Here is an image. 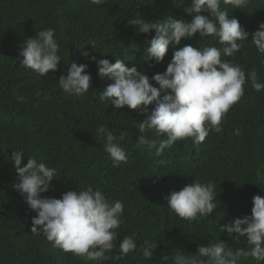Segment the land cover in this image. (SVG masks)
Listing matches in <instances>:
<instances>
[{
  "label": "trees",
  "instance_id": "trees-1",
  "mask_svg": "<svg viewBox=\"0 0 264 264\" xmlns=\"http://www.w3.org/2000/svg\"><path fill=\"white\" fill-rule=\"evenodd\" d=\"M190 6L191 0H103L100 5L91 0H0V264H97L31 233L36 213L13 187L17 175L8 157L15 150L24 152V164L35 157L55 168L57 179L42 197L61 198L69 190L92 187L109 202L123 203L117 239L107 253L111 258L99 264H173L178 250L195 255L198 246L218 241L234 250L250 249L247 237L237 241L235 235L222 233L221 226L251 215L253 197L264 196V90L256 91L250 82L255 71L264 83V54L251 43L252 33L264 23V0H249L241 9L221 3V9L249 33L239 52L224 57L244 70L246 83L244 95L222 121L223 132H210L200 144L192 138L178 140L161 156L137 141L138 122L145 118L139 111L116 110L99 100V92L111 81L101 78L97 63L79 56L75 48L86 46L96 61L124 60L126 67L135 66L151 78L166 71L173 52L185 45L222 47L214 38L201 40L197 34L179 45L170 44L162 63L145 62L155 33L140 34L128 21L172 16L190 22L184 11ZM46 29L55 30L61 63L56 72L41 77L21 63L19 52L26 38ZM71 61L86 64L92 77L83 96H68L59 87L58 79L67 74ZM99 127L117 138L126 133L120 141L128 154L126 163L114 165L104 151L105 137L97 134ZM159 160L165 164L159 165ZM193 181L214 183L217 209L207 218L189 222L169 209L167 197ZM125 236L133 237L137 248L122 256L119 244ZM145 240L158 243L151 260L143 256ZM241 264L257 262L241 258Z\"/></svg>",
  "mask_w": 264,
  "mask_h": 264
},
{
  "label": "clouds",
  "instance_id": "clouds-1",
  "mask_svg": "<svg viewBox=\"0 0 264 264\" xmlns=\"http://www.w3.org/2000/svg\"><path fill=\"white\" fill-rule=\"evenodd\" d=\"M222 2L233 9L247 8L249 4V0H191V6L184 8L186 15L191 17L190 22L172 16L151 22L142 18L128 21L140 34L155 33L145 55V62L150 66L164 61L170 44L179 45L182 39L191 40L197 34L201 40L212 37L222 45L221 48L207 46L202 49L185 45L173 52L166 71L151 78L135 66L126 67L124 60L96 61V57L85 50L86 46L75 47L79 56L97 63L101 78L111 81L99 92V100L108 102L116 110L125 107L137 110L145 117L138 122L137 141L149 149L154 148L156 156H161L178 140L192 138L195 144H200L210 132H223L222 121L244 95V70L224 57H233L239 52L243 48L241 42L249 40V33L238 19L221 9ZM91 3L100 5L103 0H91ZM54 36V29L42 30L26 38L20 48L21 63L41 77L56 72L61 63ZM251 43L264 54V23L252 33ZM91 79L86 64L71 61L67 74L59 77L58 84L68 96H83L89 92ZM250 82L256 91L264 90V83L258 81L255 71L250 74ZM149 106H153L151 111ZM146 133L166 138L149 139ZM97 134L105 137L104 151L114 165L127 162L128 154L120 144L126 133L117 138L112 131L99 127ZM24 156L22 150H15L8 159L17 175L14 189L36 213L31 233L43 235L55 247L97 264L110 259L107 253L113 250L117 239L123 203L119 200L109 202L102 191L92 187L69 190L61 198L42 197L57 179L56 170L35 157L27 158L24 164ZM157 163L164 165L165 161ZM215 199L213 182L193 181L179 191H172L167 197V206L178 217L191 222L198 217H209L217 209ZM252 204L251 215L221 226L222 233L230 237L235 235L237 241L247 237L249 250H234L218 241L198 246L195 255H185L178 250L173 264H241V258H252L257 264L264 262V196H254ZM157 246V242L145 240L143 256L151 260ZM119 248L123 256L135 251L137 244L133 237L125 236ZM167 259L163 257L164 261Z\"/></svg>",
  "mask_w": 264,
  "mask_h": 264
}]
</instances>
